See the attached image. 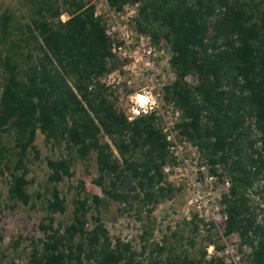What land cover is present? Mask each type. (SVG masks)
<instances>
[{
    "label": "trees",
    "instance_id": "trees-1",
    "mask_svg": "<svg viewBox=\"0 0 264 264\" xmlns=\"http://www.w3.org/2000/svg\"><path fill=\"white\" fill-rule=\"evenodd\" d=\"M107 2L114 10L136 3L132 28L170 50L168 69L175 78L164 91L181 112L176 136L196 147L200 166L228 179L219 211L225 235L237 236L240 264H264V1ZM11 19L4 15L1 23L8 36ZM105 29L89 0H30L25 31L0 56V165L8 176L7 197L31 201L27 175L30 156L38 158L37 131L64 151L46 160L48 225L27 264H226L216 256L206 260V247L223 248L212 238L198 257L178 252L165 238L139 259L130 243H113L97 215L88 228L91 205L102 201L97 195L79 193L69 223L54 226V215L65 211L56 185L72 176L75 159L86 161L91 153L93 183L119 205L137 202L150 214L177 191L164 168L179 162L159 120L153 114L128 120L118 86L102 82L121 66ZM250 190L262 199L260 213Z\"/></svg>",
    "mask_w": 264,
    "mask_h": 264
},
{
    "label": "rangeland",
    "instance_id": "rangeland-1",
    "mask_svg": "<svg viewBox=\"0 0 264 264\" xmlns=\"http://www.w3.org/2000/svg\"><path fill=\"white\" fill-rule=\"evenodd\" d=\"M29 11L30 0H0V56L8 51L11 39L21 37L20 32L25 31ZM4 15L12 16L9 36L1 30ZM117 86L119 104L126 112L130 103L129 94L124 93L123 85ZM34 143L39 153L37 159L31 155L28 164L27 177L31 182L28 186L31 196L28 205L7 197L8 176L7 173L2 174L0 165V264H27L32 248L43 237L42 226L48 225L45 197L49 196L52 184L47 181L49 170L46 160L64 156V151L61 147L45 143L39 131ZM191 150L198 153L195 146L185 148L187 162L179 161L178 169L165 172L168 182L177 191L170 199L161 200L150 214L140 203L133 202L124 207L102 194L101 188L93 183L97 176L95 153H91L86 161L75 159L72 176L56 185L65 200V211L54 215V226L69 223L79 193L81 197L84 194L97 195L102 201L91 205L87 214L88 228L93 225L90 216L97 215L113 243H130L139 259L147 257L155 243L164 244L165 238L175 245L178 252L198 257L208 239L212 238L223 248L214 249L213 245L206 247V260L216 256L226 264H240L242 256L237 250V236L234 233L225 235V218L219 211V200L221 194L227 191L228 179L220 178L205 166H200L199 159L196 164L190 161ZM249 193L253 208L260 213L262 199L256 197L254 190ZM194 225L197 226L195 230ZM84 264L91 263L86 261Z\"/></svg>",
    "mask_w": 264,
    "mask_h": 264
},
{
    "label": "built area",
    "instance_id": "built-area-1",
    "mask_svg": "<svg viewBox=\"0 0 264 264\" xmlns=\"http://www.w3.org/2000/svg\"><path fill=\"white\" fill-rule=\"evenodd\" d=\"M89 3L94 5V14L105 20L110 52L121 62L120 69L104 76L102 82L106 86L123 85L130 98L125 112L127 119L153 114L170 144V152L178 162H187L184 149L193 145L176 136L175 124L181 112L172 101L165 99L164 88L175 78L168 69L170 50L155 46L150 35L137 33L132 28L138 10L136 3L124 4L120 10L110 7L107 0H89ZM66 18L67 14L60 15L61 21ZM198 159L199 154L191 150L189 160L196 164ZM176 169V166H166L164 171Z\"/></svg>",
    "mask_w": 264,
    "mask_h": 264
}]
</instances>
